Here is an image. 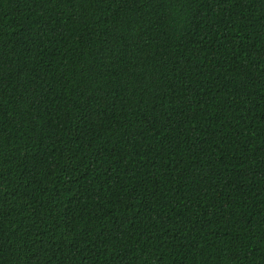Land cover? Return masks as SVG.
Masks as SVG:
<instances>
[{
  "label": "trees",
  "instance_id": "1",
  "mask_svg": "<svg viewBox=\"0 0 264 264\" xmlns=\"http://www.w3.org/2000/svg\"><path fill=\"white\" fill-rule=\"evenodd\" d=\"M0 264H264V0H0Z\"/></svg>",
  "mask_w": 264,
  "mask_h": 264
}]
</instances>
